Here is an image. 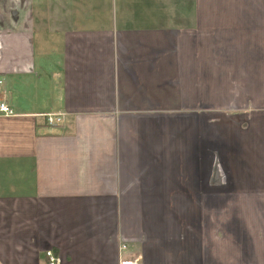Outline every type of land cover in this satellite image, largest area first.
<instances>
[{"label": "crops", "instance_id": "obj_1", "mask_svg": "<svg viewBox=\"0 0 264 264\" xmlns=\"http://www.w3.org/2000/svg\"><path fill=\"white\" fill-rule=\"evenodd\" d=\"M0 81V264H264V0H0Z\"/></svg>", "mask_w": 264, "mask_h": 264}, {"label": "built area", "instance_id": "obj_2", "mask_svg": "<svg viewBox=\"0 0 264 264\" xmlns=\"http://www.w3.org/2000/svg\"><path fill=\"white\" fill-rule=\"evenodd\" d=\"M0 113L6 114V115L12 113L11 109L2 100H0ZM45 121L47 125H55L61 122V118L60 116H55L53 114H47L45 117ZM46 256L48 258L49 264L58 263V259L54 255H52L50 251L46 252ZM120 264H141V263L139 262V259H133V260H122Z\"/></svg>", "mask_w": 264, "mask_h": 264}, {"label": "rangeland", "instance_id": "obj_3", "mask_svg": "<svg viewBox=\"0 0 264 264\" xmlns=\"http://www.w3.org/2000/svg\"><path fill=\"white\" fill-rule=\"evenodd\" d=\"M212 209H215V207H211ZM197 225H200V223H196V226ZM208 228L209 229H211L212 228V226H213V223H211V222H209L208 223ZM127 247V246H126ZM126 247L122 244V246H121V249H126ZM206 251V250H205ZM203 252V250H201L199 253H198V255L196 256V258H195V263L194 264H209L208 262H214V260H215V258H216V256L215 255H211L210 253H207V252ZM136 258H138L139 259V262L141 263V261L143 262V257L140 255V256H138V257H136ZM181 258H182V254H181ZM141 260V261H140ZM171 260V259H170ZM169 260V261H170ZM143 264H144V262H143ZM152 264H154V263H152Z\"/></svg>", "mask_w": 264, "mask_h": 264}]
</instances>
